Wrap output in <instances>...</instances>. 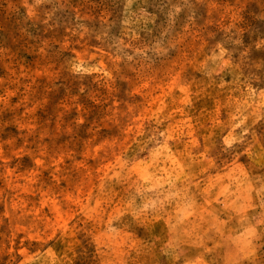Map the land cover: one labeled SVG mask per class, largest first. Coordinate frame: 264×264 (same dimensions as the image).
<instances>
[{
  "label": "rangeland",
  "instance_id": "obj_1",
  "mask_svg": "<svg viewBox=\"0 0 264 264\" xmlns=\"http://www.w3.org/2000/svg\"><path fill=\"white\" fill-rule=\"evenodd\" d=\"M0 264H264V0H0Z\"/></svg>",
  "mask_w": 264,
  "mask_h": 264
}]
</instances>
